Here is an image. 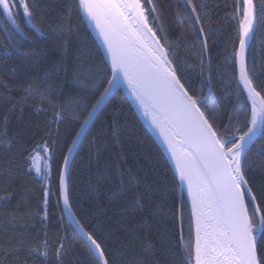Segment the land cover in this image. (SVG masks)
<instances>
[{
  "label": "snow or ice",
  "instance_id": "obj_1",
  "mask_svg": "<svg viewBox=\"0 0 264 264\" xmlns=\"http://www.w3.org/2000/svg\"><path fill=\"white\" fill-rule=\"evenodd\" d=\"M226 7L236 35L221 63L211 55L215 30L207 0H179L175 7L177 22L196 33L195 43L185 46L190 56H181V44L169 40L158 0H0V72L18 77V87L10 89L0 76V89L20 94L0 114V148L26 142L24 129L9 128L18 107V121L28 101L43 113L38 138L33 133L21 148L24 174L34 171L43 194L39 229L36 238L0 235L4 261L38 257L42 264H70L79 247L87 264H118V256L123 264H140L131 254L142 248L152 253L149 264H161L154 254L159 244L170 250L169 264H264V63H258L264 60V31L257 32L264 2L233 0ZM121 89L170 153L176 188L171 206L167 173L153 153L141 157L125 148L143 141L123 111ZM74 154L86 157L89 167L100 166L96 183L86 185L90 194L104 180L111 195L127 193L118 221L126 237L116 249L109 244L111 225L108 232L98 228L70 194ZM3 175L12 183L19 178L13 168ZM24 196L21 191L20 203L0 218L5 229L36 227L20 213ZM102 203L94 217L106 210ZM50 209L59 213L54 222ZM170 210L180 223L174 251V232L166 224Z\"/></svg>",
  "mask_w": 264,
  "mask_h": 264
},
{
  "label": "trees",
  "instance_id": "obj_2",
  "mask_svg": "<svg viewBox=\"0 0 264 264\" xmlns=\"http://www.w3.org/2000/svg\"><path fill=\"white\" fill-rule=\"evenodd\" d=\"M159 6L163 9L165 24L167 26V36L171 42L181 44L179 48V54L181 56L192 55L187 52L186 45H191L196 41V33L193 31L192 26L182 25L177 22L174 11L175 7L179 3V0H158ZM200 0H194V3H199ZM209 8L212 10V15L209 18V22L213 23L215 35L212 37L211 43V55L213 61L217 59L223 63L224 57L227 55V50H230L232 37L236 35L235 30L233 29V21L230 16L226 18V13L228 12V5H231L233 0H207ZM264 0H256V3L259 5ZM4 23V21H3ZM31 31V29H27ZM264 31V17L261 18V22L257 25V32ZM259 39H264V37H259ZM47 43V41H44ZM164 41H162L163 43ZM238 43V37H237ZM260 45L257 42L256 44V54L259 57L260 55ZM194 61L192 59L187 60V64L191 65ZM258 63H264V60H258ZM227 72L228 70L225 69ZM190 80L196 79V74L191 70L187 73ZM0 76H4L8 88L15 89L18 87V77H13L10 74L0 72ZM227 78V77H226ZM220 85H216V88L219 89ZM219 94V93H217ZM19 92L12 91L9 93L4 89H0V114L7 111L11 107V102L19 99ZM121 95L125 98L123 93ZM224 103V101H222ZM36 102L28 101L23 106V117L22 121L17 120V116L20 114V108H17L16 115L12 117L11 124L9 126L10 131L16 129H24L25 131V143L11 149L0 148V197L8 196L11 194V198L6 201H0V218H4L10 215V213L16 208V206L21 201V191L26 193L24 200L26 203L20 204V213L28 214L29 225L35 223L36 227H25V228H16L8 227L5 229L0 225V235L5 231L8 233L5 236V239H11L19 233H23L29 238H36L37 231L39 229V214L37 212V206L41 204L43 199V194L41 191V186L38 181V178L35 177V173L30 172L28 175H25L27 166L24 164L23 156L21 155V148L27 147L30 144V137L33 136V133L36 134L35 138L39 136V130L37 125H42L43 123V113H36L34 108ZM123 111L127 115L129 124L135 128L136 134L142 139V144H136L129 146L125 144V148L131 147L133 151L140 154L141 157L144 152L151 151L154 156L155 162L160 166L161 172L167 173V179L171 185L169 188L168 196L166 197L167 203L169 206L173 204L175 197V184L173 182V172L170 169L166 159L158 149L156 143L142 126L134 112L132 111L130 104L124 99L123 102ZM259 142V141H258ZM131 163V161H130ZM55 168V165L53 166ZM13 168L18 177L14 183L10 182L3 173L9 169ZM100 171L99 165H93L92 167L88 166L87 158L82 161L81 154H74V161L70 169V178H69V191L72 198L78 202L79 207L81 208L83 214L92 220V223L95 224L98 228H101L102 231L108 232L109 225H111L112 236L109 237V244L114 249L118 248L119 243L122 242L126 233L119 226L118 221L121 219L119 209L123 204L126 203L127 193L118 192L115 195L110 193L114 191L109 188L108 181H101L98 185L97 193L90 194L86 188V185L91 181L96 183V173ZM163 179V177H161ZM21 185H26V188L21 189ZM14 193V194H13ZM98 195V199H97ZM153 202L159 204L162 202V197L159 194H156L152 197ZM148 200V195L145 196V202ZM98 202H106L101 204V209H106L102 211L97 216H93L95 206ZM113 209H116L115 211ZM52 212L51 221L54 222L59 215L56 209H50ZM35 215L36 220L34 221L31 217ZM166 224L168 229L174 232L173 240V251L175 250V245L179 242L180 236V223L179 219L173 216V210H170L167 214ZM58 227V225L56 226ZM54 229H49V239H52L51 233ZM138 233L142 234V229H137ZM184 237L187 241L189 236V219L187 213L184 217ZM43 239V237H39ZM69 238L73 241H78V237L74 236L71 231H69ZM42 251V249H41ZM154 254L157 258L160 259L161 264H169L173 259L170 250L167 247H161L159 244L156 245ZM23 252L20 253L22 257ZM52 257H55V246H53V251L51 253ZM134 260L140 261V264H149V261L152 258V253L147 252L145 249H137L132 254ZM84 261L87 264V256L83 253L79 247L77 248V254L70 258V264H80L81 261ZM118 264H123V261L120 260L119 256L117 257ZM0 264H8L7 261H4L3 257L0 256ZM15 264V261L12 262ZM20 264H42L40 258L33 257L26 261H20Z\"/></svg>",
  "mask_w": 264,
  "mask_h": 264
},
{
  "label": "water",
  "instance_id": "obj_3",
  "mask_svg": "<svg viewBox=\"0 0 264 264\" xmlns=\"http://www.w3.org/2000/svg\"><path fill=\"white\" fill-rule=\"evenodd\" d=\"M120 91L125 96L126 100L130 104V107H131L132 111L134 112V114L136 115V117L138 118V120L140 121V123L142 124V126L145 128V130L148 132V134L151 136V138L156 143L158 149L160 150V152L162 153V155L166 159V161H167L170 169L174 173V168H173L172 162L170 160V153L167 151L166 146L163 143L162 137H160L159 134H158V132H156L150 126L149 120L146 117H144L141 112L137 111L135 103L132 101V98L130 96H128L127 92L125 90H123V89H121Z\"/></svg>",
  "mask_w": 264,
  "mask_h": 264
},
{
  "label": "rangeland",
  "instance_id": "obj_4",
  "mask_svg": "<svg viewBox=\"0 0 264 264\" xmlns=\"http://www.w3.org/2000/svg\"><path fill=\"white\" fill-rule=\"evenodd\" d=\"M3 19L2 18H0V27H3Z\"/></svg>",
  "mask_w": 264,
  "mask_h": 264
}]
</instances>
